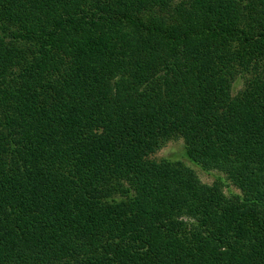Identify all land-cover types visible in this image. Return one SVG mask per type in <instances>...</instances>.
<instances>
[{
	"label": "trees",
	"instance_id": "trees-1",
	"mask_svg": "<svg viewBox=\"0 0 264 264\" xmlns=\"http://www.w3.org/2000/svg\"><path fill=\"white\" fill-rule=\"evenodd\" d=\"M262 63L264 0H0V264H264Z\"/></svg>",
	"mask_w": 264,
	"mask_h": 264
},
{
	"label": "rangeland",
	"instance_id": "rangeland-1",
	"mask_svg": "<svg viewBox=\"0 0 264 264\" xmlns=\"http://www.w3.org/2000/svg\"><path fill=\"white\" fill-rule=\"evenodd\" d=\"M152 13H146L145 19H148ZM261 71L264 72V63H262ZM260 71V70H259ZM249 77V76H247ZM247 77H239L233 84L232 95L237 96L247 88ZM185 141L181 137H172L168 139L161 147L152 154L151 158L157 162L169 160L180 162L183 165L191 168L196 173L200 181L205 185H213L219 183L223 192L231 197L233 195H241V189L223 172L218 170H205L202 167L194 164L186 155Z\"/></svg>",
	"mask_w": 264,
	"mask_h": 264
}]
</instances>
